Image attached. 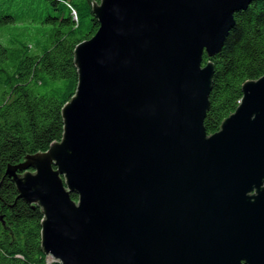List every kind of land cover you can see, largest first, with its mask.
Returning <instances> with one entry per match:
<instances>
[{
  "label": "water",
  "instance_id": "water-1",
  "mask_svg": "<svg viewBox=\"0 0 264 264\" xmlns=\"http://www.w3.org/2000/svg\"><path fill=\"white\" fill-rule=\"evenodd\" d=\"M256 0H100L63 133L7 174L60 264H264V75L203 126L234 13ZM71 193L77 195L73 200Z\"/></svg>",
  "mask_w": 264,
  "mask_h": 264
},
{
  "label": "trees",
  "instance_id": "trees-1",
  "mask_svg": "<svg viewBox=\"0 0 264 264\" xmlns=\"http://www.w3.org/2000/svg\"><path fill=\"white\" fill-rule=\"evenodd\" d=\"M94 2L100 0H0V29L37 26L0 40V264H60L42 250L41 207L18 196L7 169L22 174L27 155L60 141L61 110L78 82L75 46L98 28ZM208 61L213 75L203 126L210 135L237 107L243 83L264 75V0L234 13L220 51L203 54L202 65Z\"/></svg>",
  "mask_w": 264,
  "mask_h": 264
},
{
  "label": "rangeland",
  "instance_id": "rangeland-1",
  "mask_svg": "<svg viewBox=\"0 0 264 264\" xmlns=\"http://www.w3.org/2000/svg\"><path fill=\"white\" fill-rule=\"evenodd\" d=\"M19 5L18 3H15ZM79 8L81 11H84L83 3H79ZM29 33V32H37V26L31 23H23V24H16L15 26H10L5 29H0V40L6 41L7 37L10 36L12 33Z\"/></svg>",
  "mask_w": 264,
  "mask_h": 264
}]
</instances>
